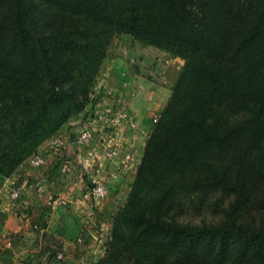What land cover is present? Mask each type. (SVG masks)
<instances>
[{
  "label": "trees",
  "instance_id": "obj_1",
  "mask_svg": "<svg viewBox=\"0 0 264 264\" xmlns=\"http://www.w3.org/2000/svg\"><path fill=\"white\" fill-rule=\"evenodd\" d=\"M116 35L183 64L92 264H264V0H0V177L94 103Z\"/></svg>",
  "mask_w": 264,
  "mask_h": 264
},
{
  "label": "crops",
  "instance_id": "obj_2",
  "mask_svg": "<svg viewBox=\"0 0 264 264\" xmlns=\"http://www.w3.org/2000/svg\"><path fill=\"white\" fill-rule=\"evenodd\" d=\"M128 61L125 59V63L129 64ZM176 61L167 58L164 62L177 65ZM122 71V64L115 60L113 68L104 74L107 79L103 80L111 92L98 87L97 93H93L94 103L70 118L38 147L34 158L45 157L44 165L34 167L30 164L32 159L27 160L10 177H0V264H92L103 257L113 217L126 203L134 180L130 178V168L138 167L140 160L128 163L126 155H115L116 158L105 163L100 157V142L83 148L76 145V139L91 127L100 130L103 125L109 126L110 112L122 104L125 113H136L137 130L144 132L150 128L151 132L150 112L143 109H151L155 102H146L135 96L137 93L130 97L125 91L123 98L118 88ZM121 126L122 122L118 128L113 127L111 133L116 136L111 135L110 145L124 147L128 142L121 135ZM98 136L103 137L102 133ZM54 138H59L64 146L62 156H55L50 150V140ZM64 166L68 169L62 174ZM93 183L104 186L106 194L102 200L87 196ZM14 186H23L18 200L9 196Z\"/></svg>",
  "mask_w": 264,
  "mask_h": 264
},
{
  "label": "rangeland",
  "instance_id": "obj_3",
  "mask_svg": "<svg viewBox=\"0 0 264 264\" xmlns=\"http://www.w3.org/2000/svg\"><path fill=\"white\" fill-rule=\"evenodd\" d=\"M122 38L123 36L116 35L114 38L111 39L106 51L107 56L102 62L99 73L95 79V84L92 88L93 90H91V99H94L93 93H97L98 87L100 89L102 88V90H105L106 92L110 91L108 90V84L106 85L105 81H103L104 79H107L106 77H104V74L108 72L110 67L113 68V62L117 60V62H119V64H122L123 67V71L119 73V80L121 81V85L118 87L120 88L119 94H121L124 98V91L128 93L130 97L137 93L135 96L143 98L146 102L151 103V101H154L155 105L151 107V109L148 107L147 109H143V112H150V120L153 126L155 123H157V119L155 118V116H159V114L163 110V105L167 103V99H169L168 96L172 91L175 80L181 70L180 66L182 67L183 62L179 59H175L177 60V65H168L167 62H164L167 61V55L160 56V54L155 52L153 48L142 47L140 43L135 41L126 44L124 43ZM125 59L129 60V64L125 63ZM154 61L157 62V64H155ZM152 63L155 64L154 68H151ZM135 68L136 70H134ZM134 72H136V74H133ZM109 78L111 77L109 76ZM115 81H118L117 77H115ZM138 99L140 100V98ZM124 106L125 105L122 104L120 105L118 110L110 112L111 119L110 121H108L110 123L109 126L103 125L102 127H100V130L96 129L95 127H91L92 129L90 128V130H85L86 132L90 133L91 138L88 143H84L83 148L89 147V145L91 146L100 142V147L102 149L100 157L102 159L101 161L104 160L103 162L116 158L117 156L124 155H126L125 162H135L137 158L138 161H141L146 141L148 140V137L151 133L149 132L150 128L144 129V132L141 129L137 130V127L135 128V119H137V117L135 116L136 113H125L121 109ZM145 117L146 116H144L143 118ZM121 122V135L127 138L128 142L125 143L124 147L115 144L110 145V143L108 142L109 138L111 137V135L116 136V134H113L111 132L114 128H118ZM95 133L98 135L102 133L103 137L100 138L98 135L94 136ZM102 143H104V145H102ZM112 152H116L117 156L112 155ZM33 158L34 155L29 157V159L27 160H31ZM136 170L137 167L130 168V178L135 177ZM217 200V205L212 204L214 203V201ZM232 202V196H220L218 194L212 198L210 207L205 209L200 217L188 214L184 216L181 220L184 223L200 224V222H204L208 225H217L224 220V216L220 210L228 208ZM112 223L110 230L112 228Z\"/></svg>",
  "mask_w": 264,
  "mask_h": 264
},
{
  "label": "built area",
  "instance_id": "obj_4",
  "mask_svg": "<svg viewBox=\"0 0 264 264\" xmlns=\"http://www.w3.org/2000/svg\"><path fill=\"white\" fill-rule=\"evenodd\" d=\"M90 138H91L90 133L86 132L84 130L78 135V137L76 139V145H79L82 147L84 145V143L89 142ZM63 147L64 146L62 145V142L59 138H54V139L50 140V148H51L50 150L55 154V156H62V153L64 150ZM111 154L116 155V152H112ZM46 161L47 160L43 157H35L31 161V163H32V166L38 167V166L44 165L46 163ZM67 169H68V166H64L61 170V173L65 174ZM22 189H23V186L12 187L10 190V193H9L10 198L12 200H18L22 194ZM105 194H106V191H105L104 186L99 184V183H96L95 186H93L89 190L87 196L94 198L95 200L98 201V200H102L105 197Z\"/></svg>",
  "mask_w": 264,
  "mask_h": 264
}]
</instances>
